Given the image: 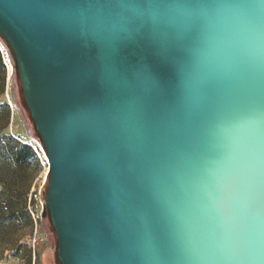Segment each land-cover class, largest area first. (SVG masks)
Returning <instances> with one entry per match:
<instances>
[{"label":"water","instance_id":"obj_1","mask_svg":"<svg viewBox=\"0 0 264 264\" xmlns=\"http://www.w3.org/2000/svg\"><path fill=\"white\" fill-rule=\"evenodd\" d=\"M245 2L259 7L264 31V0H0V37L46 153L45 205L62 264H264V253L202 259L187 250L208 225L203 166L215 167L224 142L212 132L214 90L190 98L178 69L214 71L206 40L231 23L216 6ZM172 5H207L210 15L181 16Z\"/></svg>","mask_w":264,"mask_h":264},{"label":"snow or ice","instance_id":"obj_2","mask_svg":"<svg viewBox=\"0 0 264 264\" xmlns=\"http://www.w3.org/2000/svg\"><path fill=\"white\" fill-rule=\"evenodd\" d=\"M168 7L181 16L210 15L207 5ZM216 7L227 10L231 23L206 40L214 55V71L193 76L184 67L178 69L190 98L202 100L203 89L214 90L218 102L212 132L224 142V148L210 160L215 167L209 162L203 166L208 181L203 205L208 225L198 229L187 250L202 254V259L259 260L264 253V102L260 96L264 31L255 3ZM150 15L156 23L164 19L155 12ZM117 31H127V25H119ZM104 74L110 81L117 79L111 64H106ZM136 76L159 90L146 72L137 71ZM133 110L143 112L142 107ZM143 251L155 252L147 233Z\"/></svg>","mask_w":264,"mask_h":264},{"label":"rangeland","instance_id":"obj_3","mask_svg":"<svg viewBox=\"0 0 264 264\" xmlns=\"http://www.w3.org/2000/svg\"><path fill=\"white\" fill-rule=\"evenodd\" d=\"M8 68V80L3 100L11 106V123L7 132L20 141L30 144L38 153L41 166L33 167L32 184L27 197V209L32 223L26 219L19 221L0 232V264H55L56 237L53 233L49 212L45 205L44 185L46 182L48 164L46 153L36 139L17 80L15 58L1 42ZM39 240L37 256L32 252L33 238Z\"/></svg>","mask_w":264,"mask_h":264},{"label":"trees","instance_id":"obj_4","mask_svg":"<svg viewBox=\"0 0 264 264\" xmlns=\"http://www.w3.org/2000/svg\"><path fill=\"white\" fill-rule=\"evenodd\" d=\"M0 42L11 52L8 44L2 37H0ZM7 67L5 54L0 46V232L12 225H16L22 218L26 219L27 223H32L31 216L27 209V197L33 179L32 173L34 170H32V168H39L41 166L37 151L30 144L20 141L17 137L7 132L12 116L10 104L2 99L7 88ZM16 73L23 102L30 115L29 109L25 103L24 94L20 87L17 66ZM30 120L33 125L35 137L44 149L42 140L36 131L35 124L31 118ZM48 186L49 176L46 178L44 185L45 198ZM49 221L51 229L56 237L55 264H62L58 257L57 235L51 223L50 214Z\"/></svg>","mask_w":264,"mask_h":264},{"label":"built area","instance_id":"obj_5","mask_svg":"<svg viewBox=\"0 0 264 264\" xmlns=\"http://www.w3.org/2000/svg\"><path fill=\"white\" fill-rule=\"evenodd\" d=\"M0 46H1V44H0ZM38 241L39 240L36 238V236H34L31 246H32V252H33V255H34L35 259H36V256H37V244L39 243Z\"/></svg>","mask_w":264,"mask_h":264}]
</instances>
